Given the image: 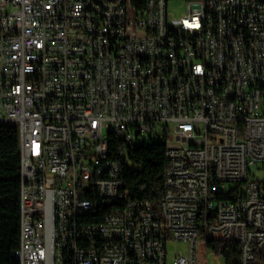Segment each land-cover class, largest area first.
<instances>
[{"label":"built area","instance_id":"obj_1","mask_svg":"<svg viewBox=\"0 0 264 264\" xmlns=\"http://www.w3.org/2000/svg\"><path fill=\"white\" fill-rule=\"evenodd\" d=\"M0 124L19 134L21 264H225L214 238L264 264V0H0ZM159 136L155 206L124 162Z\"/></svg>","mask_w":264,"mask_h":264},{"label":"trees","instance_id":"obj_2","mask_svg":"<svg viewBox=\"0 0 264 264\" xmlns=\"http://www.w3.org/2000/svg\"><path fill=\"white\" fill-rule=\"evenodd\" d=\"M138 147L130 153L132 165H125L124 162L127 196L147 199L157 206L164 192L165 175L169 167L167 139L159 136L148 144L143 145L142 142ZM19 169L18 128L0 124V264H21L15 256L21 234ZM126 200L118 203L119 210L125 206ZM208 247L225 264H239V243L214 238Z\"/></svg>","mask_w":264,"mask_h":264},{"label":"bare ground","instance_id":"obj_3","mask_svg":"<svg viewBox=\"0 0 264 264\" xmlns=\"http://www.w3.org/2000/svg\"><path fill=\"white\" fill-rule=\"evenodd\" d=\"M130 11H138V4H130ZM17 122V114H2V123ZM114 135V128L104 129V139H111ZM143 140H134V147H138ZM221 146H233L237 145L236 136H221ZM124 207H131V199H127Z\"/></svg>","mask_w":264,"mask_h":264},{"label":"rangeland","instance_id":"obj_4","mask_svg":"<svg viewBox=\"0 0 264 264\" xmlns=\"http://www.w3.org/2000/svg\"><path fill=\"white\" fill-rule=\"evenodd\" d=\"M169 9L176 16H179L187 10V6L180 1H173L169 4ZM259 175H261V173H259ZM169 249H170V255L173 256L177 249L183 250L185 253H187L188 252V245L185 243L174 242V243L170 244ZM201 257H202V255H201V253L199 251V247H198V258L200 261H201ZM205 261H207L208 264H222V263H220V261L218 259L213 258V255L211 253H209L207 255V259L203 260V262H205Z\"/></svg>","mask_w":264,"mask_h":264}]
</instances>
